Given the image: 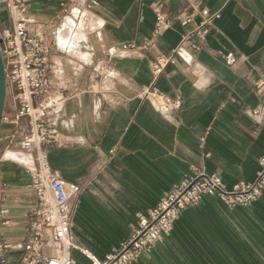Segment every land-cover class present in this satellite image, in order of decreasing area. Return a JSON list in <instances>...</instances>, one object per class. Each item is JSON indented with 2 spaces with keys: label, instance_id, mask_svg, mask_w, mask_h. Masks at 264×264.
<instances>
[{
  "label": "crops",
  "instance_id": "0c3cea01",
  "mask_svg": "<svg viewBox=\"0 0 264 264\" xmlns=\"http://www.w3.org/2000/svg\"><path fill=\"white\" fill-rule=\"evenodd\" d=\"M70 1L30 0V16L50 35L56 63L57 91L48 101L58 142L47 150L52 168L83 187L73 217L76 244L103 261L130 239L140 215L197 170L217 175L227 190L256 180L264 157V114L254 113L264 105V86H258L264 80V0H80L87 18L76 8L72 32L82 29L81 21L88 28L87 37L80 36L90 44L89 59L60 41L75 9L61 20ZM156 2L168 16L194 8L220 13L206 47L179 48L175 62L157 76L150 62L178 48L192 26L177 17L156 33ZM11 26L0 2V28ZM145 41L152 44L140 51L110 53L122 43ZM221 50L244 58L229 67L216 55ZM75 59L91 64L87 75V65L77 71ZM69 72L78 78L70 80ZM151 85L181 99V108L162 112L154 97L141 95ZM13 114L8 97L4 117ZM26 128L24 119L3 120L0 127V210H8L0 243L13 263L23 254L37 200L27 178L35 156L10 141ZM80 249L72 251L74 264H93ZM134 264H264V190L251 204L233 207L204 194Z\"/></svg>",
  "mask_w": 264,
  "mask_h": 264
},
{
  "label": "built area",
  "instance_id": "2783aa9c",
  "mask_svg": "<svg viewBox=\"0 0 264 264\" xmlns=\"http://www.w3.org/2000/svg\"><path fill=\"white\" fill-rule=\"evenodd\" d=\"M9 9L11 28H0V50L4 60L6 92L13 103L14 114L4 117L11 123L24 119L27 128L14 141L22 150L34 154L35 170L31 171L28 186L36 194V206L29 214V224L24 243L23 254L16 263L4 256L5 246L0 243L2 264H74V249H80L73 234V217L78 197L83 187L63 178L52 168L48 147L58 142V133L50 116L52 104L48 96L57 91L55 83L56 63L53 61L52 39L43 24L33 21L30 16V0H0ZM156 10L155 32L162 27H171L180 17L192 27L182 37L180 46L170 54H159L150 62L153 73L161 74L167 65L175 62V56L182 47L201 51L207 45V37L214 28L219 12L211 13L208 8H194L193 12L179 11L168 16L162 12L159 2ZM199 18V21L197 19ZM152 41L143 44L137 42L122 43L113 49L117 51H140ZM110 49V50H111ZM216 55L229 67L237 66L244 58L231 51H217ZM264 86V80L258 83ZM141 95L154 97L160 110L171 114L181 108L182 100L166 97L154 86L143 87ZM255 114H264V105L254 110ZM2 120V121H3ZM260 169L253 182L240 181L232 190H227L221 179L215 174L197 170L192 177H186L172 192L166 194L159 204L140 215L138 227L129 240L115 249L101 261L88 250L80 249L93 264H134L138 257L146 253L157 241L170 235L175 220L182 211L200 202L204 194H217L230 206L248 204L256 200L264 190V157L259 160ZM1 179V173H0ZM8 210H0V223Z\"/></svg>",
  "mask_w": 264,
  "mask_h": 264
},
{
  "label": "rangeland",
  "instance_id": "374dc122",
  "mask_svg": "<svg viewBox=\"0 0 264 264\" xmlns=\"http://www.w3.org/2000/svg\"><path fill=\"white\" fill-rule=\"evenodd\" d=\"M86 5L87 4H82L81 2H80V0H71L70 2H69V4L67 5V7H66V11L63 13V15L61 16V20L64 22V19L67 17V16H69L70 14H71V11H72V9L73 8H75V9H73V11L74 12H76V13H74V12H72V14H71V17H69L68 18V21H69V25L67 26V27H77L76 26V20L80 17L79 15H80V11L78 10V9H76V8H79V9H81L82 10V13H81V17H80V19L81 18H83L84 20L87 18V16L85 15V16H83V14H84V11H83V8H85L86 7ZM75 14V15H74ZM89 18L91 19V20H93V21H95V20H97L96 19V17L91 13V12H89ZM72 25V26H71ZM81 27H82V29L81 28H78L76 31L79 33V34H81L82 36H84V37H87V36H85L86 35V33L85 32H87V30H88V28L86 27V26H84V24H83V21H81ZM93 35V34H92ZM86 39H88V38H86ZM91 55V54H90ZM88 59H89V57H88ZM75 62L77 63V71H80L81 72V67H80V65H87V66H85L84 67V69L82 70L83 72V74L84 73H86V75L89 73V68H87L88 66H91V64L90 63H88V64H84L83 62H81L80 60H77V59H75ZM101 60L99 61V64H98V67H97V72L98 73H102V72H104V65L103 64H101ZM88 70V71H86V72H84V70ZM69 74V77H70V80H74V78H76L77 76H75L76 75V73H74V72H69L68 73ZM78 78V77H77ZM8 96H9V94L7 95V97H6V99L8 98ZM233 189V188H232ZM231 189V190H232ZM260 196V195H259ZM258 196V197H259ZM258 197H257V199H258ZM201 201V200H200ZM255 201V200H254ZM254 201H252V202H254ZM251 202V203H252ZM251 203H248V204H251ZM248 204H242L241 203V205H248ZM237 205H240V204H237Z\"/></svg>",
  "mask_w": 264,
  "mask_h": 264
},
{
  "label": "bare ground",
  "instance_id": "6f19581e",
  "mask_svg": "<svg viewBox=\"0 0 264 264\" xmlns=\"http://www.w3.org/2000/svg\"><path fill=\"white\" fill-rule=\"evenodd\" d=\"M74 13H76V12H74ZM72 30H73L72 27H66L63 30V32L60 33L61 44L66 45V47L69 50H73V51H76V49L81 48L85 52L82 54L83 58L88 59V57L91 54V48L89 47V45H90L89 42L86 40H83V38L80 36V34L78 32L73 33ZM110 52H113V49H111Z\"/></svg>",
  "mask_w": 264,
  "mask_h": 264
},
{
  "label": "water",
  "instance_id": "95a60500",
  "mask_svg": "<svg viewBox=\"0 0 264 264\" xmlns=\"http://www.w3.org/2000/svg\"><path fill=\"white\" fill-rule=\"evenodd\" d=\"M6 97H7V92H6V80H5V71H4V60L0 50V127L2 125V120L4 116ZM27 178L29 180V175H27ZM0 264H2L1 254H0Z\"/></svg>",
  "mask_w": 264,
  "mask_h": 264
}]
</instances>
